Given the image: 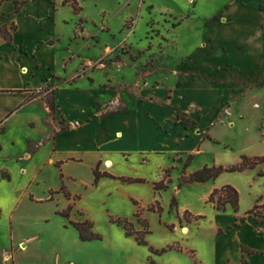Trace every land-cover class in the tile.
Returning a JSON list of instances; mask_svg holds the SVG:
<instances>
[{
    "label": "rangeland",
    "instance_id": "obj_1",
    "mask_svg": "<svg viewBox=\"0 0 264 264\" xmlns=\"http://www.w3.org/2000/svg\"><path fill=\"white\" fill-rule=\"evenodd\" d=\"M29 5L41 15L43 23L38 37L42 45L51 38L55 44L42 47L30 61V68L38 67L41 82L52 79L58 84L73 79L83 67H87L84 75L75 80L78 92H64L65 98L77 97L83 114H110L125 107L127 101L130 111L118 121L140 118L142 141L152 150L146 155L144 165L136 162V154L132 155L127 171L144 176L152 184V191L158 194L153 193L148 185L137 186L142 189L140 195L146 207L133 211L129 204L108 198V193H114L116 188L111 181L100 182L106 177L93 184V174L86 167L67 166L68 173L78 174L76 179L64 177L57 166L42 167L47 148H43L33 160L22 162L24 174H17V165L11 161L9 169L16 184L22 186L20 223L14 232L20 238L34 237L24 240V246L21 245L20 251L14 255L16 262L173 264L175 260L171 253L177 252L188 259L184 264H198V261L207 264L214 241L211 233L213 219L227 222L231 216H213L207 199H204L208 186L222 181L234 186L225 185L237 186L238 211L239 206L240 211L247 209L256 195L264 191V162L250 173L223 172L211 179V185L210 181L182 184L181 180L208 162H211L210 167L227 168L237 164L240 156H264V36L262 47L256 30L259 28L263 35L264 0H30ZM73 7L78 10L73 11ZM176 23L180 24L174 27ZM210 23V27H206ZM205 38H210L211 45H214V59L227 60L233 65L222 63L208 67L189 62L191 58L201 59L195 49L207 45ZM236 43L244 45V52L235 49ZM221 45L228 49L223 51ZM259 59L261 62L257 67L248 69ZM180 74L211 84L219 95L220 107L211 113V129H219L217 135L221 141L211 137V151L203 145L195 158L184 154L196 147L195 137L177 144L176 135L170 133L164 144L159 133L154 131L153 123L146 118L149 112L164 123L166 116L183 106L188 112H194L193 101L204 93L194 80L177 93L174 103H167L164 99L165 91L178 85ZM50 91L44 86L30 91V95H38L31 103L37 100L38 107L46 111L45 99L51 97ZM148 95L152 100L147 104L136 101ZM72 109V106L64 107L67 113ZM39 113L25 114L22 122L24 125L29 120L38 122ZM47 113L45 123L58 130L65 127L56 110ZM177 116L178 121H192L186 114ZM110 125L115 122L90 124V137L95 136L98 129ZM196 128L201 129L199 125ZM44 130L41 126L31 128L27 125V128L6 133L1 141L3 150L24 157L29 145L45 144ZM29 140L40 143H30ZM158 144L164 148L156 153L154 149ZM189 156L192 159L186 164ZM91 157L87 154L86 160ZM166 172L171 180L168 188L156 190L154 184L163 180ZM62 185L69 192V198L60 190ZM84 188L85 197L81 199L79 194ZM175 189L179 191L173 194ZM104 199L107 201L103 204ZM158 207L161 211H157ZM63 212H67L68 217H64ZM137 213L148 223L149 233L143 236L145 245H138L134 236H126L122 226L110 221L111 218H127L135 231H141L142 226L135 218ZM83 221L90 222L89 230L98 235V239H79L78 231L70 222ZM260 236L259 244L264 231ZM245 239L256 242L250 234H246ZM169 246H177L180 250L160 252Z\"/></svg>",
    "mask_w": 264,
    "mask_h": 264
},
{
    "label": "crops",
    "instance_id": "obj_2",
    "mask_svg": "<svg viewBox=\"0 0 264 264\" xmlns=\"http://www.w3.org/2000/svg\"><path fill=\"white\" fill-rule=\"evenodd\" d=\"M29 2L30 0H0V28L2 26H6L7 28H9L10 25L15 26V30L10 31V43H7L0 35V127L4 129L3 132L0 133V173L5 172L9 174V180L0 176V264H18L14 256L15 253L18 250L20 251L21 245L24 246V240H32L34 238L33 236L20 238L14 232V228L20 223L22 186L16 184L17 182L14 180V174L11 173L9 169V162L11 161L17 165V174H24L25 168L22 162L24 160H33L43 148H47L42 167L44 165L52 167L57 166L64 177L68 179H76L78 175L68 173L66 170L68 165L75 168L86 167L92 175V171L98 163H100L98 171L101 173L107 172L114 177L143 179L145 181L144 184H123L118 180L109 178L100 179L101 183L111 181L115 184L114 187L116 190L114 193L109 192L108 198L119 200V203L129 204L133 211L138 208L146 207L143 203V197L140 195V190L142 189L139 187L148 185L152 191V184H149V181L144 176L127 171L129 170L128 167L131 165L130 158L132 155L136 154V162L140 165H144L147 162L146 155L152 153L148 144L142 141V129L139 125L140 118L134 121H118L120 117L128 114L130 111L128 102L126 101L125 103L126 109L124 111L114 115L103 113L95 114L93 112L89 115L86 113L83 114L75 95L67 98L64 96V92L71 94L78 92L79 89L77 88L76 81L79 78L71 84L65 83L62 85H59V83L55 84L52 79L41 82V79H39L40 75L37 72L38 67L35 66L30 68V61L42 47H51L55 44L53 38H51L42 45V41H40L38 37L39 28H41L43 23L41 15L40 13L37 14L35 10L30 7ZM15 3H18L19 7L17 12H15ZM50 11L51 8L47 13ZM222 21H225V19ZM211 23L206 27H210ZM256 30L258 33L257 35L262 40L263 47V35H261L259 28ZM204 40L207 41V45H202V48L199 50L195 49L196 53L198 52V55L201 56V59L191 58L188 59L189 62L208 67L214 64H232L227 60L225 61L219 58L214 59V45H211V39L205 38ZM49 41H53V44H47ZM240 46L242 49H239ZM234 47L238 51L244 52L245 50L242 43H236ZM221 49L226 51L228 47L221 45ZM260 62L261 59H259V62L248 67V69H254ZM193 80L197 82L198 89L202 88L204 92L202 95H197L199 97L193 101V104L195 103L194 107H196L194 112H188L187 108L183 106L181 110H177L172 115L166 116V122L164 123L156 120L155 115L149 112L146 114V118L149 119L150 123H153L155 128L154 131L159 133V137L164 144L168 140L167 136L170 135V133L176 135L175 140L178 141L177 144L184 140H188L190 137H195L196 147L193 146L190 152L184 153L185 155L191 154L195 158L203 145H206L211 151L212 138L221 141L220 137L217 135V130L219 129H211V113H214L220 107L217 89H212L211 84L207 85L202 83L197 77L180 74L178 85L167 89L164 99L167 103H174L177 93L180 92L188 82ZM42 86L54 91L56 114L67 129L58 130L54 125L50 126L45 123L48 110L47 108H45L46 111L40 109L37 100L24 107L18 108L25 101L30 91L39 90ZM150 100H152V97L148 95L147 98H140L136 101L140 104H147ZM66 105L69 107L72 106L73 111H68V113L65 112L64 107ZM197 108H199V110H197ZM27 113L32 115H38L39 113L40 118L38 122L35 123L29 120L24 125L22 118ZM179 113L186 114L192 121H189V124L185 126L177 120V115ZM201 117H203V120H201ZM96 121L115 122V125L103 126L101 129H98L95 136L90 137V129H88V126ZM27 125L31 128L41 126L45 129L43 137L45 144L43 146L41 145L32 155H29L28 149H26L24 157L22 155L16 156L13 153H9V151L5 152L1 143L4 135L15 129L27 128ZM197 125H199L201 129H197ZM52 134L53 139H50ZM29 142L40 143L39 141L32 140H29ZM162 147L164 148L163 145L158 144L154 152L159 153ZM214 148L218 147L215 146ZM87 154L92 155L91 159L86 160ZM19 159H21L20 164H18ZM105 162H110V167H106ZM205 166L210 167L211 162L205 163L203 167ZM254 170L255 168L237 173H250ZM190 171L193 172L192 170ZM208 181H210L211 185V180ZM208 181L206 182L208 183ZM225 184L231 183L222 181L216 185L213 184L212 186H208L204 199L206 200L214 189H218ZM82 185H84V183H81V186ZM236 188L238 187L236 186ZM85 190L86 188L79 194L81 199L85 197L83 196ZM178 191V189H175L173 194H176ZM156 193L158 194V192H155V194ZM112 194L113 196L110 197ZM154 197L155 196H153L152 201ZM106 201L107 199H104L102 203L104 204ZM77 202L80 203V200ZM257 204H264L263 190L260 194L256 195L255 201L251 206L241 211L239 206V211L236 213L231 210L229 205H227L225 212H221L217 211L213 205L211 206L210 203H208L214 217L225 214H230L231 216L229 215L230 218L227 222L213 219L211 233L214 236V241L211 243V257L207 261V264H264V236L261 240V244H259L258 239L261 237L260 234L262 231H264V219L260 220V223H257L259 220H256L253 215L246 214L247 211ZM203 217V220H205L206 216L203 215ZM246 234H250L253 238L255 237L256 242H247L245 239ZM242 247L249 253L243 254L241 251ZM171 254H173L171 257L175 260L173 264H184L188 260L186 256L181 253L173 252ZM242 261L244 262L242 263ZM187 263L191 264L189 262ZM198 264H200L199 261Z\"/></svg>",
    "mask_w": 264,
    "mask_h": 264
},
{
    "label": "trees",
    "instance_id": "obj_3",
    "mask_svg": "<svg viewBox=\"0 0 264 264\" xmlns=\"http://www.w3.org/2000/svg\"><path fill=\"white\" fill-rule=\"evenodd\" d=\"M18 9H19L18 3H15V12H17ZM77 10H78L77 8L73 7V11L76 12ZM179 24L180 23H176V24H173V26L175 27L176 25H179ZM13 30H15L14 25H10L9 28H7L6 26H2L0 28V35L7 43L11 42L10 31H13ZM262 30H263V36H264V27L262 28ZM74 37L77 38L76 36H74ZM47 44L51 45V44H53V41H49ZM86 68L87 67H83L73 79H71V80L65 79V80L61 81L59 83V85H62L65 83H69V84L73 83L77 78H80L81 76L84 75ZM88 80L90 82H93L91 78H88ZM45 90H47V89H45ZM38 93H39V91H38ZM50 93H51V97L45 99V106L47 107L49 113L51 114L55 110V102H54V91L51 90ZM37 96L38 95L32 96L28 93L27 98L18 108H21V107H24V106L30 104L31 101L34 98H36ZM125 109H126L125 107H123L121 109H117L116 111L110 113L109 115H114V114L120 113V112L124 111ZM180 122L183 123L185 126H187L189 124L188 120L187 121H181L180 120ZM65 129H67V127L62 128L61 130H65ZM3 130L4 129L2 127H0V133H2ZM53 134H54V132H53ZM53 134L51 135L50 139H53ZM40 145L41 144H37L35 146L29 145L28 154L32 155L38 149V147ZM191 159H192V156H189L186 164H188ZM263 162H264V156H261V157H259V156H254V157L241 156L240 161L235 165L229 166L227 168H223L221 166H219V167H206L205 166L200 170H197L191 174H188L187 176H184L181 180V183L182 184L183 183H203V182H206L208 180L215 179L219 174H221L223 172H242L244 170L254 169L257 165H259ZM99 164L100 163H98L92 171V174L94 177L93 184H96L97 181L101 177L119 179L120 181L125 182V183H143V182H145L143 179H139V178L114 177L107 172L101 173L98 171ZM0 176L2 178L9 180V174H7L5 172H1ZM170 182H171V180L168 177V174L166 172L164 179L161 180L160 182L155 183L154 188L156 190L167 189L168 184ZM60 190L63 192V195L66 198L70 197L69 192L65 190L63 185L61 186ZM52 194H54V193L52 192ZM29 197L32 198V196H29ZM207 203L212 204L213 207L217 211H225L226 206L229 205L231 207V209L233 210V212L236 213V212H238L239 194H238V191L234 187H232L230 185H225L219 189H214L209 194V196L207 198ZM174 204H175V202H174V200H172V205H174ZM157 211H161V209L158 207ZM246 214L253 215L256 220H259V221H257V223H260V220L264 219V204L255 205L252 209L247 211ZM62 215L64 217H68L67 212H63ZM135 218H136V221L142 226L141 231H135L133 228V223L131 221H129L127 218H119V217L114 218V219L111 218L110 221L113 223H116L117 225L122 226V228L125 230L126 236H134L138 245H145V241L143 239V236L145 234L149 233L148 223L145 219H142L140 217L139 213L135 214ZM70 224L78 231L79 239L81 241H87V240L99 238L98 235H95V234L90 232L89 229L91 227V224L89 221H83L82 223L70 222ZM170 228H173V226L171 225ZM172 249L180 250L177 246H169L166 249L161 250L160 252H165L167 250H172ZM241 251L243 254L249 253L244 247L241 248ZM155 253H158V252L155 251ZM243 262L244 261H242V263Z\"/></svg>",
    "mask_w": 264,
    "mask_h": 264
},
{
    "label": "bare ground",
    "instance_id": "obj_4",
    "mask_svg": "<svg viewBox=\"0 0 264 264\" xmlns=\"http://www.w3.org/2000/svg\"><path fill=\"white\" fill-rule=\"evenodd\" d=\"M110 165H111L110 162H106L107 167H110Z\"/></svg>",
    "mask_w": 264,
    "mask_h": 264
}]
</instances>
